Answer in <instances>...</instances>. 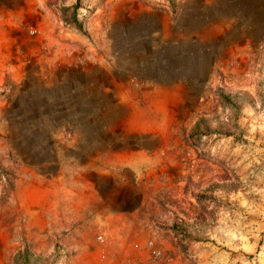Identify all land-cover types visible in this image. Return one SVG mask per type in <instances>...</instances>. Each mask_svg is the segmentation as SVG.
Returning <instances> with one entry per match:
<instances>
[{
  "label": "rangeland",
  "instance_id": "374dc122",
  "mask_svg": "<svg viewBox=\"0 0 264 264\" xmlns=\"http://www.w3.org/2000/svg\"><path fill=\"white\" fill-rule=\"evenodd\" d=\"M0 264H264V0H0Z\"/></svg>",
  "mask_w": 264,
  "mask_h": 264
},
{
  "label": "built area",
  "instance_id": "2783aa9c",
  "mask_svg": "<svg viewBox=\"0 0 264 264\" xmlns=\"http://www.w3.org/2000/svg\"><path fill=\"white\" fill-rule=\"evenodd\" d=\"M35 31H36V29H34V28L30 30L31 33H35ZM97 240H98L99 243H104L105 242V236H104V234H99L97 236ZM148 245L150 247H152L155 252H158L159 254H161V249H159L158 247L155 246L153 240H150L148 242ZM135 247L137 248V243H135ZM105 256H106L105 254L102 255L103 258H105Z\"/></svg>",
  "mask_w": 264,
  "mask_h": 264
},
{
  "label": "trees",
  "instance_id": "16d2710c",
  "mask_svg": "<svg viewBox=\"0 0 264 264\" xmlns=\"http://www.w3.org/2000/svg\"><path fill=\"white\" fill-rule=\"evenodd\" d=\"M78 6L77 4L75 5V11L72 17H67L66 21L68 23L74 24L79 30H83V26H82V22L78 20L77 16H76V10H77Z\"/></svg>",
  "mask_w": 264,
  "mask_h": 264
},
{
  "label": "crops",
  "instance_id": "0c3cea01",
  "mask_svg": "<svg viewBox=\"0 0 264 264\" xmlns=\"http://www.w3.org/2000/svg\"><path fill=\"white\" fill-rule=\"evenodd\" d=\"M128 223H127V228L128 229H134L137 231V215H131L130 218L128 219ZM116 225L118 226H124L123 223H117Z\"/></svg>",
  "mask_w": 264,
  "mask_h": 264
}]
</instances>
